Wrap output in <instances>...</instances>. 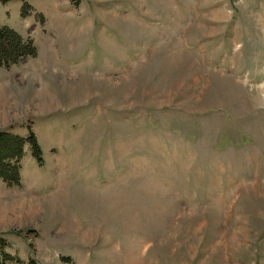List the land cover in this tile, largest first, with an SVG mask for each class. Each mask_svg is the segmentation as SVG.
<instances>
[{
  "label": "rangeland",
  "instance_id": "obj_1",
  "mask_svg": "<svg viewBox=\"0 0 264 264\" xmlns=\"http://www.w3.org/2000/svg\"><path fill=\"white\" fill-rule=\"evenodd\" d=\"M0 264H264V0H0Z\"/></svg>",
  "mask_w": 264,
  "mask_h": 264
},
{
  "label": "trees",
  "instance_id": "obj_2",
  "mask_svg": "<svg viewBox=\"0 0 264 264\" xmlns=\"http://www.w3.org/2000/svg\"><path fill=\"white\" fill-rule=\"evenodd\" d=\"M35 54L36 45L31 36H23L9 24H0V65L9 66ZM25 145L30 147L33 157L41 164L42 149L31 129L26 135L0 129V178L9 185L21 184V160ZM30 264H34L32 258Z\"/></svg>",
  "mask_w": 264,
  "mask_h": 264
}]
</instances>
